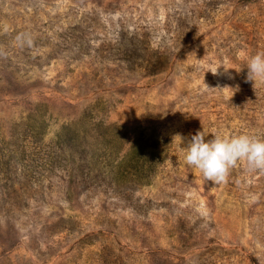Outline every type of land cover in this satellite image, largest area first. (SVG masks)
<instances>
[{"label":"rangeland","instance_id":"obj_1","mask_svg":"<svg viewBox=\"0 0 264 264\" xmlns=\"http://www.w3.org/2000/svg\"><path fill=\"white\" fill-rule=\"evenodd\" d=\"M260 50L264 0H0V264H264V171L184 159L264 136Z\"/></svg>","mask_w":264,"mask_h":264},{"label":"clouds","instance_id":"obj_2","mask_svg":"<svg viewBox=\"0 0 264 264\" xmlns=\"http://www.w3.org/2000/svg\"><path fill=\"white\" fill-rule=\"evenodd\" d=\"M218 68L208 71L216 74ZM247 69L248 80L264 82V50L250 56ZM206 136L208 134L198 131L191 137L184 159L187 165L198 169L208 181H225L230 170L240 161H245L250 170L264 171V136L250 133H215L211 139H206Z\"/></svg>","mask_w":264,"mask_h":264},{"label":"trees","instance_id":"obj_3","mask_svg":"<svg viewBox=\"0 0 264 264\" xmlns=\"http://www.w3.org/2000/svg\"><path fill=\"white\" fill-rule=\"evenodd\" d=\"M92 112H88L86 114V116L84 118H79L76 120H73L71 122H69L68 124L64 125V127L62 128V131H60V133L58 134V137L56 139V144H65L67 141H73V140H89L92 138H96V136L94 135H90L87 132V128L85 127V125L88 123V121L84 120L85 118H87V116H91ZM89 114V115H88ZM87 122V123H86ZM91 124H94L97 126V128H110L112 126V124H107L106 121L104 120H100V121H95L93 119V122H89ZM115 127V125H114ZM71 133V135H70ZM89 143H87L88 145Z\"/></svg>","mask_w":264,"mask_h":264}]
</instances>
